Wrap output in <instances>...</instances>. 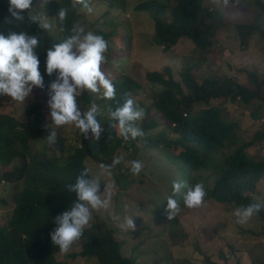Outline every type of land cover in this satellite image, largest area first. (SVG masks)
Here are the masks:
<instances>
[{"label":"trees","instance_id":"16d2710c","mask_svg":"<svg viewBox=\"0 0 264 264\" xmlns=\"http://www.w3.org/2000/svg\"><path fill=\"white\" fill-rule=\"evenodd\" d=\"M173 1L168 9L158 0H145L134 8L148 13L152 20L151 45L166 52L179 41L186 40L192 44L190 56H193L183 62L176 73L169 67L146 72L143 81L158 87L154 92L148 89L145 93V87L124 72L112 78L116 88L113 100L104 99L102 89L97 93L82 92L77 97L79 109L86 112L95 105L102 114L97 118L103 128L99 140L90 132L87 138L79 132L78 148L62 159L44 148H29V142L35 145L46 126L52 123L40 103L23 106V114L28 118L25 122L0 115V181L13 188L19 186L12 195V203L7 205L10 209L0 220V264H67L76 259L94 260L97 264H136L131 256L123 254V244L116 240L111 226L102 220L84 230L76 243V251L62 254L61 259L56 256L60 253L59 248L50 239L54 220L76 200L75 193L69 192L67 185L74 184L78 174L86 168V159L111 166L114 159L123 158L110 177L119 188L115 195L123 193L122 178L133 176L131 161L143 162L142 175L147 164L158 170L162 165L163 171L166 168L165 175L153 181L157 188L154 192L161 197L158 206L166 205L175 178L176 181L186 180L190 186L203 183L207 193L205 200L220 205L225 212L249 203L264 204V196L258 197L264 183V73L257 75L245 68L234 69L236 76H244L246 83L225 75L204 73L195 77L192 70L216 46V32L224 22L214 8L203 6L202 0ZM252 3L253 8L264 13V0H252ZM51 4L52 7L57 4L56 13L60 8L69 10L57 39L49 38L33 24L28 13L22 22L11 18L7 11L8 0H0V31H24L39 37L36 51L45 86L35 88L38 92L48 91L56 78V73L48 76L45 71L47 49L72 35L73 28H79L78 24L74 25L80 16L77 0H54ZM165 11H168L167 21L162 18ZM5 17L11 22L5 23ZM259 23L258 19L232 25L240 47L244 49L255 33L264 40V29ZM90 27L93 34L101 35L107 41V32L93 25ZM108 52L104 54L105 61L109 59ZM125 94L145 110V118L136 122L144 132L143 137L125 140L119 135L117 122L109 118V110L122 105ZM230 106L239 110L236 111L238 118L229 117ZM245 110L252 121L242 127L245 122L242 111ZM158 127L165 133L163 137H158L159 131L151 132ZM239 132L247 135V139L240 137ZM168 135L171 136L168 138ZM252 147L255 148L253 155L248 152ZM217 155L219 161L212 163ZM147 171L152 172L151 169ZM175 199L185 207L182 195ZM253 217L264 233V208ZM170 222L171 227L176 225L174 218ZM172 234L171 241L173 238L178 240V236L173 237L175 232ZM252 263L264 264V261L255 259ZM173 264L193 262L181 258ZM199 264L219 263L203 255Z\"/></svg>","mask_w":264,"mask_h":264},{"label":"rangeland","instance_id":"374dc122","mask_svg":"<svg viewBox=\"0 0 264 264\" xmlns=\"http://www.w3.org/2000/svg\"><path fill=\"white\" fill-rule=\"evenodd\" d=\"M54 0H33V8L28 15L38 14L41 20L52 25L49 30L42 29L51 39L59 37L61 28L57 18V4L52 7ZM145 0H90L95 11L92 14L86 13L81 5L78 6L80 16L74 22L79 28L84 29L83 34L93 33L91 25L99 30L107 32L108 60L102 65V71L110 79L117 77L119 72H124L128 77L138 81L151 92L158 90V87L143 81L144 75L148 71H159L164 67H169L172 72L180 70L181 64L191 59L192 44L189 41H179L172 49L162 52L160 48L151 45L152 20L149 14L134 8L137 4ZM168 7L173 0H158ZM202 5L214 8V12L221 17L224 26L216 32V46L208 54L203 56L204 61L199 63L197 68L192 70V74L199 76L207 73L209 75H225L236 77L241 83H246L244 76H236L234 69L245 68L255 72L257 75L264 73V40L257 33L252 34L248 39L245 48L239 46L235 39V31L232 25L235 23H246L248 21L260 20V28L264 29V13L253 8L252 0H202ZM264 10V9H263ZM168 11L162 15L164 20H168ZM46 17H45V16ZM253 17V19H251ZM48 91L38 92L33 88L32 93L26 98L23 104L12 101L6 95H0V115H6L13 119L25 122L28 120L23 114V106L28 103L38 102L42 110L49 114L46 102ZM229 117L238 118L235 106H230ZM97 109V118H100ZM246 127L251 123L247 111H242ZM45 122L47 118H44ZM51 128L55 126L48 124ZM159 131V132H158ZM58 138L55 146H49L44 139L48 135V130L43 132L35 145L29 142V148H44L54 153L59 158L71 154L79 146V130L74 125H65L58 130ZM152 133H159V138L163 137L161 127L155 128ZM165 134V133H164ZM243 139L247 135L238 133ZM171 135H168L169 138ZM254 147L248 150L253 155ZM69 150V151H68ZM261 151V150H260ZM263 153V152H262ZM218 155L212 159V163H217ZM161 161V160H160ZM160 164V163H159ZM99 163L85 160L86 168L90 169V176L101 173ZM151 169L152 172L147 170ZM129 170V169H128ZM161 170L162 172H160ZM150 167L145 166L142 175L125 176L122 178L124 190L122 194L115 195L119 188L112 189V203L109 210L93 211L90 226L97 220L104 221L107 226H111L112 234L118 242L123 244V254L131 256L136 264H173L174 260L186 258L193 264H199L203 255L210 257L219 264H253V260L264 261V233L261 232L259 222L252 217L245 224H237L234 211L225 212L222 207L211 200L206 199L200 207H181L180 213L174 218L176 227H171V220L167 219L165 212L166 205L158 206L160 196L154 192L156 185L154 179L160 175H165L166 168L162 170V165ZM1 171V170H0ZM102 182L106 185L114 181L105 175H101ZM176 181V178L173 180ZM172 181V183H173ZM264 182V178L262 180ZM115 184V183H114ZM172 186V184H171ZM19 186L13 188L10 184L0 181V220L10 209L8 204L12 203V195ZM260 196H264V183L261 184ZM119 215L120 221H112L111 215ZM133 217L136 230L121 228L124 217ZM170 222V223H169ZM175 232V234H174ZM174 235H173V234ZM260 233V234H259ZM178 236L174 243L170 235ZM79 242V241H78ZM77 243V242H76ZM74 243L70 252L78 249ZM61 259L62 253L56 255ZM67 264H97L94 260L83 261L76 259Z\"/></svg>","mask_w":264,"mask_h":264},{"label":"clouds","instance_id":"9594fccd","mask_svg":"<svg viewBox=\"0 0 264 264\" xmlns=\"http://www.w3.org/2000/svg\"><path fill=\"white\" fill-rule=\"evenodd\" d=\"M88 14L95 9L90 0H77ZM225 3L228 0H224ZM33 8V0H8V14L18 22L25 19V13ZM68 8L58 10V23L63 25L68 15ZM45 16V15H44ZM46 17V16H45ZM30 20L41 29L49 30L52 25L41 20L40 15L31 14ZM5 23H10L8 17ZM61 30H63L61 28ZM73 34L59 43L53 44L46 51L45 71L48 76L56 73L55 80L48 86L46 102L52 125L46 126L48 135L44 138L47 144L55 146L57 130L65 125H74L87 138L89 132L99 140L103 132L100 121L97 120V107L93 105L86 112L79 109L77 97L84 91L92 93L102 91L104 99L113 100L116 97L115 85L102 71L105 63V53L108 42L101 35L91 32L84 33V29L73 28ZM40 41L37 35L24 31H0V95H6L12 101L23 104L30 96L33 88H44V79L40 72V59L37 53ZM109 118L117 122L119 135L125 140L143 137L144 132L136 126V122L145 118V110L136 105L130 95L125 94L122 105L109 110ZM122 157L113 160L112 165L101 163V173L90 176V169L85 168L76 177L74 184L67 185L69 192L75 193L76 200L70 209L63 211L55 220V228L50 233L52 244L58 246L62 254L70 251L73 244L78 242L84 230L90 227L93 211L109 210L112 203V189L114 182L104 184L101 175L112 176L113 168L120 164ZM131 172L138 175L144 165L142 161L130 162ZM183 196V203L188 208L200 207L207 195L203 183L189 185L186 180L173 181L172 195L167 198L165 212L167 219L175 218L181 211L176 196ZM264 208L262 203H249L235 208L233 216L237 224L247 223L254 215ZM112 221H120L119 215H111ZM121 228L136 230L133 217H124Z\"/></svg>","mask_w":264,"mask_h":264}]
</instances>
